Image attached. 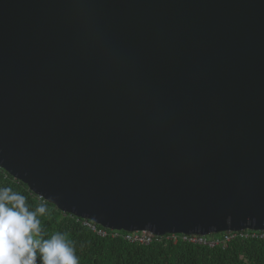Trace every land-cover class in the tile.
Here are the masks:
<instances>
[{"label": "water", "instance_id": "water-1", "mask_svg": "<svg viewBox=\"0 0 264 264\" xmlns=\"http://www.w3.org/2000/svg\"><path fill=\"white\" fill-rule=\"evenodd\" d=\"M0 168L111 231H264V0H0Z\"/></svg>", "mask_w": 264, "mask_h": 264}, {"label": "trees", "instance_id": "trees-1", "mask_svg": "<svg viewBox=\"0 0 264 264\" xmlns=\"http://www.w3.org/2000/svg\"><path fill=\"white\" fill-rule=\"evenodd\" d=\"M0 187H11L24 195L30 209L43 203L47 211L38 216L42 229L40 238L47 239L57 231L62 232L74 246L79 264H264L263 240L237 238L226 248L186 242L175 244L167 240L147 246L131 244L123 237L98 236L85 227L81 219L61 212L1 168Z\"/></svg>", "mask_w": 264, "mask_h": 264}, {"label": "clouds", "instance_id": "clouds-1", "mask_svg": "<svg viewBox=\"0 0 264 264\" xmlns=\"http://www.w3.org/2000/svg\"><path fill=\"white\" fill-rule=\"evenodd\" d=\"M46 211L43 203L30 209L24 195L0 187V264H37V253L39 264H79L74 246L62 232L40 238L38 216Z\"/></svg>", "mask_w": 264, "mask_h": 264}, {"label": "built area", "instance_id": "built-area-1", "mask_svg": "<svg viewBox=\"0 0 264 264\" xmlns=\"http://www.w3.org/2000/svg\"><path fill=\"white\" fill-rule=\"evenodd\" d=\"M82 221L85 227H87L93 233L97 234L100 237H103V238L123 237L127 242L131 244H138V245H144V246L151 245L152 243L156 241L167 240L175 244L179 242H186V243H190L194 245L207 246L210 248H215L218 246H222L226 248L232 241H234L237 238L259 239V240L264 241V231L246 230V231H240V232H230L227 234H222L221 236L170 234V235H166L163 237H159L148 231L133 232V233L124 232L123 234L120 231H111V230L105 229L89 220H82Z\"/></svg>", "mask_w": 264, "mask_h": 264}]
</instances>
